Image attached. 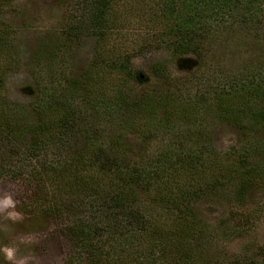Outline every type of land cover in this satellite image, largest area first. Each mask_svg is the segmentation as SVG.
Returning a JSON list of instances; mask_svg holds the SVG:
<instances>
[{
  "label": "trees",
  "instance_id": "trees-1",
  "mask_svg": "<svg viewBox=\"0 0 264 264\" xmlns=\"http://www.w3.org/2000/svg\"><path fill=\"white\" fill-rule=\"evenodd\" d=\"M117 1L74 0L77 14L74 24L64 28L65 36H96L102 45L109 31L118 28ZM156 5L152 18L158 19L149 22L161 28L165 39L160 41L173 62L196 58L192 78L178 82L160 62L153 73L164 83L137 96L128 87L138 80L129 58L120 61L100 53L67 82V93L37 85L29 104L15 109L5 104L0 113V176L26 174L35 190L26 192L25 200L64 225L72 249L68 264H211L206 226L194 204L213 196L242 206L248 191L264 185V51L253 66L206 75L195 84L203 94L182 88L205 71L206 46L217 39L227 45L231 39L238 45L254 40L257 48L264 47V36L258 34L264 28V0H157ZM7 34L0 30V48ZM38 51L50 53L46 44ZM106 72L126 77L111 100L92 95ZM18 111H29L34 119L20 118ZM208 117L236 127L244 137L241 146L224 155L227 164L209 141ZM182 123L190 145L173 141L151 160L138 162L122 152L125 133L147 142L157 134H177ZM100 124L117 126V133L104 137L96 128ZM68 148L67 159L46 161L48 151L61 154ZM25 159L34 162L33 169L28 170ZM140 194L174 218L163 223L157 210H142ZM248 216L231 206V225L222 233L229 239L244 235L242 222ZM257 251L258 259L224 254L220 264H264V246Z\"/></svg>",
  "mask_w": 264,
  "mask_h": 264
},
{
  "label": "rangeland",
  "instance_id": "rangeland-1",
  "mask_svg": "<svg viewBox=\"0 0 264 264\" xmlns=\"http://www.w3.org/2000/svg\"><path fill=\"white\" fill-rule=\"evenodd\" d=\"M3 3L6 4L3 5L0 0V30H6L8 34L0 48V113L5 104L14 109L17 105L29 104L37 91V85L67 93V82L77 78L93 64L96 61L95 56L100 53L105 58L120 61L125 56L129 58L138 80L129 82L128 87L137 96L146 89H159L164 83L153 73L155 64L163 63L168 74L178 82L192 78L198 65L194 56H187L183 62H173L171 51L160 41L165 39L159 34L161 28L154 21L149 22L158 6L157 0H118L114 11L119 16L118 28L115 31L110 30L106 35L107 39L100 46L96 36H65L64 28L74 24L72 17L77 14L74 0H6ZM157 17L153 20H157ZM258 34L259 38H263L264 28ZM219 41L217 39L206 46L208 51L204 57L205 71L190 86H181L183 89L203 94L204 91L197 90L195 84L199 80L204 82L206 75L212 72L218 74V70L223 72L253 66L255 57H259L264 51L261 44H258V48L255 46L254 40L245 39L240 45L234 39L228 45ZM44 44L50 50L48 55H42L38 51ZM125 78L123 73L115 72L100 75L99 84L94 87L92 95L99 94L102 98L111 100ZM17 114L27 121L34 119L29 111H18ZM207 120L210 124L207 126L209 141L221 155L222 163L227 164V156L223 159L224 155L241 146L244 137L234 126L220 123L211 117ZM96 128L101 133L104 132V137L113 138L114 133H117L115 125L108 128L105 124H100ZM186 132L182 123L177 134L163 133L161 137L157 134L155 139L147 142L128 132L121 139L122 148H126L122 152L131 162L151 160L173 141L182 143V146L190 145L183 137ZM258 137L259 134L256 138ZM78 142H72V147H78ZM60 152L48 151L45 155L46 161L52 158L57 161L61 159L60 156L64 159L69 157V148L63 149L61 154ZM25 162L28 170L33 169L32 160L25 159ZM23 176H0V199L9 194L16 201L15 209L0 210V264H68L72 259V249L62 227L63 223L45 216L33 200H25L26 192H32L35 188L25 177L26 174ZM148 199V196L140 194L139 204L142 210L144 206L157 210L163 223L174 218L173 212L159 210V206L152 207ZM244 200L242 206H231L249 215L248 221L242 222L246 233L231 239L222 233L224 226L231 225V206L226 204L225 199L204 196L194 204L196 214L206 226L207 237H204V242L211 264L223 263L224 254L226 257L246 255L257 258L258 248L264 246V185L248 191ZM8 212L19 213V218L8 217ZM6 247L15 250L14 261L5 259L3 249Z\"/></svg>",
  "mask_w": 264,
  "mask_h": 264
},
{
  "label": "clouds",
  "instance_id": "clouds-1",
  "mask_svg": "<svg viewBox=\"0 0 264 264\" xmlns=\"http://www.w3.org/2000/svg\"><path fill=\"white\" fill-rule=\"evenodd\" d=\"M16 207V201L12 198L11 195L6 194L3 199H0V210H8V209H15ZM8 217L12 219L19 218V213L17 212H8ZM5 253V259L8 261H14L15 260V250L12 248H4L3 249Z\"/></svg>",
  "mask_w": 264,
  "mask_h": 264
}]
</instances>
